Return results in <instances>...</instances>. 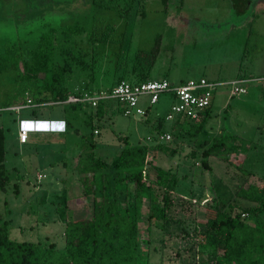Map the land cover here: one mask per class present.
I'll return each instance as SVG.
<instances>
[{
  "label": "rangeland",
  "instance_id": "1",
  "mask_svg": "<svg viewBox=\"0 0 264 264\" xmlns=\"http://www.w3.org/2000/svg\"><path fill=\"white\" fill-rule=\"evenodd\" d=\"M32 1L35 3L0 0V52L12 44L25 50L37 42L47 27L77 25L84 29L81 37L89 30L97 38L106 34L117 40L123 34L121 49L130 53L150 49L157 37V53L148 79L166 78L179 83L199 77L213 82L243 77L247 82L241 84L244 93L230 95L228 85L212 89L208 116L193 140L184 129L171 136L177 130L172 128L171 120L164 119L172 100L167 93L148 107L146 99V102L139 100L138 105L147 109L140 116L123 115L114 100L104 104L100 117H90L89 112L93 114L94 109L87 105L47 104L17 111L8 109L21 98L30 97L28 90H20L25 81L17 82L14 75L22 69L21 60L28 59V55H20L15 69L0 73V127L7 175L0 188V212L9 220V236L41 244L53 242L59 248L63 244L64 222L90 217L92 196L82 194L78 180L82 174L76 168L78 155L87 145L82 137L92 136L93 154L107 163L103 175L98 174L96 180L102 176L106 180L105 193L118 201L123 199L125 186L112 181L111 164L122 146L119 137L127 136L130 144L164 141L166 148L175 149L174 154L155 150L146 154L145 181L152 186V202L156 207L160 206L161 197L154 181L157 168L175 173L178 181L175 192L169 196L165 220L156 208L150 221L146 220L147 197H142L137 205L141 241L137 247L138 262L213 264V246L200 232L212 218L216 200L225 203L244 182L264 189V4L252 7L243 16L241 26L234 23L238 19H232L231 28L224 33H210L211 26L202 28L201 22L191 25L188 20L192 18L177 17L189 11L194 16L200 13L198 21L215 22L219 20L215 16L223 13L221 0H184L183 5L179 0ZM168 10L172 16L165 15ZM93 49L99 67L95 80L104 70H108L109 80H116L119 70L113 72V68L120 66L116 60L117 42L103 41ZM129 65L128 62L126 72ZM74 77L71 74L68 84L77 87ZM67 117L71 125L64 133L33 132L28 133L24 143L17 140V122L21 118ZM161 133H167L169 138L158 140ZM220 133L229 134V142L237 145V149L227 155V161L208 156L210 170L204 169L200 164L201 152ZM240 164L251 173L239 169ZM127 189L131 190V185ZM232 203L231 212L249 204L238 198ZM244 213L241 217H246L250 224L264 225V213L257 214L255 219ZM216 256H220V251H216Z\"/></svg>",
  "mask_w": 264,
  "mask_h": 264
},
{
  "label": "trees",
  "instance_id": "2",
  "mask_svg": "<svg viewBox=\"0 0 264 264\" xmlns=\"http://www.w3.org/2000/svg\"><path fill=\"white\" fill-rule=\"evenodd\" d=\"M83 30L77 25L47 27L37 42L27 46L25 50L18 44H12L0 52V73L15 69L20 55H28L27 60H21L22 69L14 73L17 82L25 81L20 90H28L30 93V97L21 98L19 102H25L26 98L34 103L61 101L69 94L79 95L82 92L111 88L126 77L130 78L127 81L131 83L148 80V73L157 53V37H154V45L150 49H136L130 53L128 49H121L123 34L117 40L113 35L107 37L106 34L97 38L89 30L81 37ZM103 41H116L118 44L116 60L120 62V66L113 68V72L119 70L113 81L107 77L108 70H104L101 77L95 80L99 67L93 56V47ZM128 62L129 72H126ZM71 74L75 76L77 87L68 84ZM106 102L108 100L98 101L94 107L85 103L72 105H87L94 109L93 114L89 112L90 117H100ZM210 105L211 103L198 120H173L172 128L177 132L171 136L178 135L184 129L194 140L203 129ZM64 122L67 123V128L63 133L71 125V120L67 117ZM3 139L0 127V188L7 179ZM82 139L87 145L78 155L76 168L82 174L78 177L82 194L92 196L90 217L67 219L62 231L63 244L56 248L53 242L41 244L11 238L9 220L0 212V264H141L137 259V247L141 242L137 205L142 197H147L149 211L146 220L150 221L156 210L160 212V218L165 220V212L170 205L169 196L175 192L178 181L175 173L157 168L154 181L161 190V197L160 206L156 207L152 202V186L145 181L146 154L148 150H155L172 155L175 149L166 148L164 141L130 144L127 136L119 137L122 146L111 164L112 181L125 186L123 199L118 201L105 193L106 180L103 181L102 176H99V181L96 180L98 174L103 175L102 171L107 163L93 154L95 143L92 136ZM229 139L230 135L225 133L211 139L210 144L201 152L200 164L204 169L210 170L208 156L228 160L227 155L237 149V145L230 143ZM237 167L248 175L251 173L243 169L241 164ZM128 184L131 185V190L127 189ZM236 198L249 202L241 208L244 211L236 208L231 212L234 208L232 201ZM154 208L156 210L152 211ZM212 209L213 216L200 233L213 246V264H264V225L250 224L245 220L246 217H241L244 212H248L253 219L257 214L264 213V189L244 182L225 203L216 200ZM217 250L220 251L219 257L216 256Z\"/></svg>",
  "mask_w": 264,
  "mask_h": 264
},
{
  "label": "built area",
  "instance_id": "3",
  "mask_svg": "<svg viewBox=\"0 0 264 264\" xmlns=\"http://www.w3.org/2000/svg\"><path fill=\"white\" fill-rule=\"evenodd\" d=\"M242 79H232L222 82H213L199 77L197 79H186L179 83H170L165 78L148 79L138 83H131L127 80H120L111 88H101L93 92H82L79 95L69 94L66 99L51 102H31L28 98L25 102H18L16 105L7 107L11 110H19L25 107H34L47 104H74L85 103L91 107L96 106L98 101L114 100L125 116L144 115V109L138 106L139 99L145 97L148 106L154 104L163 93L169 94L171 103L164 115L165 120H198L209 106L212 99V89L217 85H228L231 87L229 94L244 93L245 88L241 85ZM22 123L30 124V127H23ZM45 124V130H38V124ZM65 122L61 119H19L17 122L18 142L24 143L28 133L33 132H63ZM95 132V130H94ZM169 135L161 133L158 140H167Z\"/></svg>",
  "mask_w": 264,
  "mask_h": 264
},
{
  "label": "flooded vegetation",
  "instance_id": "4",
  "mask_svg": "<svg viewBox=\"0 0 264 264\" xmlns=\"http://www.w3.org/2000/svg\"><path fill=\"white\" fill-rule=\"evenodd\" d=\"M107 1V0H106ZM184 0H179V2L183 5ZM216 1V0H215ZM223 3L222 9H223V13L220 16H215L216 19L219 20H215V22L212 23H207L204 20L198 21L199 19H201V16H199L200 13L195 14V16L193 15L194 13L191 12L189 13V11L186 13H179L177 19H183L186 18H192L189 19L188 21H190V24H200V27L202 26H211V29H208L209 31L212 30V32L210 33H224L225 31H227V29H230L232 26V19H238L237 23L242 21L245 19L243 16H245L248 12L252 11V7L254 8L256 5L258 4H264V0H221ZM184 8V6H183ZM189 9V8H187ZM172 12H170L169 10L167 11V13L165 12V15L169 14L170 16ZM186 14V15H185ZM192 14V17H189L188 15ZM194 16V17H193ZM175 17V16H173ZM236 22V21H235ZM234 22V23H235ZM241 22V23H242ZM236 24V23H235ZM203 28V27H202ZM214 31V32H213Z\"/></svg>",
  "mask_w": 264,
  "mask_h": 264
},
{
  "label": "crops",
  "instance_id": "5",
  "mask_svg": "<svg viewBox=\"0 0 264 264\" xmlns=\"http://www.w3.org/2000/svg\"><path fill=\"white\" fill-rule=\"evenodd\" d=\"M241 22H242V21H240V22H238V23H237V21H236L235 23L237 24V26H238V25H240V26H241V24H242ZM165 79H166V78H165ZM238 79H242V80H244V82H243V83L247 82V79H246V78H243V77H242V78H239V77H238ZM180 81H182V80H180ZM169 82H170V81H169ZM170 83H172V82H170ZM142 99L144 100V99H146V98H145V97H143V98H141V99H139V100L141 101ZM144 101H145V100H144ZM145 102H146V101H145ZM138 106H139V105H138ZM139 107H140V106H139ZM147 107H148V105H147ZM140 108H142V107H140ZM142 109H144V108H142ZM146 110H147V109H144V111H145V114H146ZM21 119H27V118H21ZM58 119H61V118H58ZM61 120H64V121H65V120H66V118H64V119H61ZM66 128H67V123L65 122V129H66ZM59 134H60V133H59Z\"/></svg>",
  "mask_w": 264,
  "mask_h": 264
},
{
  "label": "bare ground",
  "instance_id": "6",
  "mask_svg": "<svg viewBox=\"0 0 264 264\" xmlns=\"http://www.w3.org/2000/svg\"><path fill=\"white\" fill-rule=\"evenodd\" d=\"M22 125H23V127H30V124H28V123H22ZM37 129L38 130H45L46 128H45V124H38V126H37Z\"/></svg>",
  "mask_w": 264,
  "mask_h": 264
}]
</instances>
